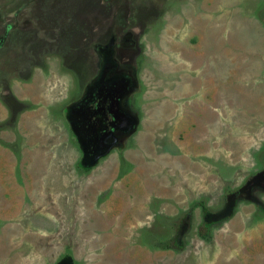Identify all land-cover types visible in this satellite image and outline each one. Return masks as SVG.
<instances>
[{
    "label": "rangeland",
    "instance_id": "374dc122",
    "mask_svg": "<svg viewBox=\"0 0 264 264\" xmlns=\"http://www.w3.org/2000/svg\"><path fill=\"white\" fill-rule=\"evenodd\" d=\"M261 171L264 0H0V264H264Z\"/></svg>",
    "mask_w": 264,
    "mask_h": 264
},
{
    "label": "flooded vegetation",
    "instance_id": "af4514ba",
    "mask_svg": "<svg viewBox=\"0 0 264 264\" xmlns=\"http://www.w3.org/2000/svg\"><path fill=\"white\" fill-rule=\"evenodd\" d=\"M121 97H124V101H125V103H126V101H127V97L126 96H124V95H122ZM85 100V102H83V100L78 104V106L81 108V109H87L88 107H87V98H85L84 99ZM123 101V102H124ZM86 103V104H85ZM129 115H130V113H129ZM115 118H113V120H114ZM260 173H262V171L260 172ZM258 182H259V184H261L262 186H263V183H264V172L258 177Z\"/></svg>",
    "mask_w": 264,
    "mask_h": 264
},
{
    "label": "trees",
    "instance_id": "16d2710c",
    "mask_svg": "<svg viewBox=\"0 0 264 264\" xmlns=\"http://www.w3.org/2000/svg\"><path fill=\"white\" fill-rule=\"evenodd\" d=\"M200 235L202 238H208L207 234L203 231V229H201ZM166 248L167 249H174L175 247H173L172 245H167Z\"/></svg>",
    "mask_w": 264,
    "mask_h": 264
},
{
    "label": "crops",
    "instance_id": "0c3cea01",
    "mask_svg": "<svg viewBox=\"0 0 264 264\" xmlns=\"http://www.w3.org/2000/svg\"><path fill=\"white\" fill-rule=\"evenodd\" d=\"M191 82H195V80H191Z\"/></svg>",
    "mask_w": 264,
    "mask_h": 264
}]
</instances>
